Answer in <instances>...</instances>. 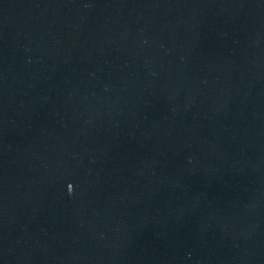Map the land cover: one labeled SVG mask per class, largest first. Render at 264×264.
<instances>
[{
    "label": "water",
    "instance_id": "95a60500",
    "mask_svg": "<svg viewBox=\"0 0 264 264\" xmlns=\"http://www.w3.org/2000/svg\"><path fill=\"white\" fill-rule=\"evenodd\" d=\"M0 264H264V0H0Z\"/></svg>",
    "mask_w": 264,
    "mask_h": 264
}]
</instances>
